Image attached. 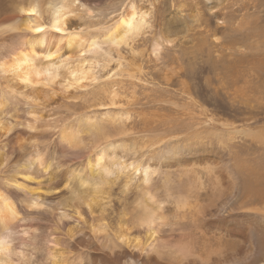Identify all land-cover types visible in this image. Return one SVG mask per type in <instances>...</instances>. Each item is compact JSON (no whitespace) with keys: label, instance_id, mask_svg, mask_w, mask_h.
Listing matches in <instances>:
<instances>
[{"label":"rangeland","instance_id":"obj_1","mask_svg":"<svg viewBox=\"0 0 264 264\" xmlns=\"http://www.w3.org/2000/svg\"><path fill=\"white\" fill-rule=\"evenodd\" d=\"M32 1L39 2L42 20L47 22L46 7L51 0H0V63L25 47L23 42L29 34L23 35L21 24L26 17L33 16H28L22 9ZM86 2L87 9L78 10L70 17L65 33L79 31L85 37L96 36L101 41L106 30L132 7L137 16L145 15L149 24H144L139 35L118 47L101 43V49L96 52L75 55V63L84 57V67L90 66L89 76L92 75L87 79L73 86L65 85L66 78H58V82L50 84L52 86L37 85L41 92L35 97L38 98L35 107L30 108L36 124L33 120L32 123L29 121L30 125L29 119L20 116L22 107L28 108L20 93L21 84L12 73L0 70V122L5 125L3 129L0 123V192L18 201L25 197L24 192L30 193L32 189L34 196L39 195L41 204L27 216V222L33 225L32 231L37 235L31 264L45 260L42 258L45 246L63 247L60 239L69 229L87 231L105 221L116 231L122 209L138 192L141 174L132 166L122 171L116 165L114 174L108 176L112 181L100 184L103 185L101 197L110 195L100 207L91 209L87 206L88 201L81 199L79 177L74 174L90 171L86 163L91 148V140L86 138L85 132L88 119L103 123L101 125L113 133L125 122L122 126L127 129V135L120 139L129 147L137 142L138 148L159 137L169 139L174 132L173 135L184 143L224 149L218 139L193 136V128L201 127L209 117L219 126L224 121L226 125L236 127H264V0ZM214 4L216 7L212 6ZM14 25L18 28L10 30ZM66 52L63 40L58 43L57 54L61 56L55 55L53 60H64ZM64 71L61 69L62 74ZM112 96H116V103L109 101ZM168 122L170 126H167ZM187 122L194 123L193 128L187 127ZM174 123L180 127L171 131ZM113 126L117 127L113 129ZM70 127L84 128L83 131L79 129L78 138L81 139L76 143H67L60 137L61 132ZM180 128H184L183 131ZM234 147L229 145L226 151L233 153ZM126 148L117 145L113 160L133 161V154ZM146 151L142 163L147 161L145 158H152L151 151ZM127 179L131 183L129 190L125 189ZM64 210L72 217L61 221L58 218ZM135 230L129 231L127 237H136Z\"/></svg>","mask_w":264,"mask_h":264},{"label":"bare ground","instance_id":"obj_2","mask_svg":"<svg viewBox=\"0 0 264 264\" xmlns=\"http://www.w3.org/2000/svg\"><path fill=\"white\" fill-rule=\"evenodd\" d=\"M87 7L86 0H51L46 7L47 22L42 20L38 1H32L27 8L22 9L28 16H33L26 17L21 24L23 35L29 34V38L24 40V48L13 53L11 59L0 63V70L12 73L16 82L21 84L20 93L28 108L20 106L24 108L20 116L29 119L28 123L36 118L30 108L35 107V100L38 99L35 97L41 92L37 85H54L58 78H66L65 85L73 86L87 79L90 66L88 70V67H84L86 62L82 61L84 57L81 55L79 63H75V55L96 52L101 43L118 47L139 35L144 24H149L145 15L137 16L136 9L132 7L103 33L101 41L96 36L85 37L79 31L65 33L70 17ZM17 28L14 25L10 30ZM63 40L67 51L65 59L53 60L55 55H60L57 54L58 43ZM61 69L65 70V74L61 73ZM116 96H112L109 101L116 103ZM212 120L209 117L201 127L196 128H193L194 121L187 122V127L194 129L191 132L197 138L205 136L218 139L225 150L194 146L187 141L184 143L177 135H173L174 132L169 139L163 136L155 141L146 140L148 144H141L140 148L137 142L131 143L130 147L125 142L124 146L120 137L127 135V129L122 126L125 122H118V130L113 133V130L108 131L105 125H101L103 123L88 119L85 132L86 138L91 140V148L86 163L90 171L74 174L79 177L81 199L86 203L88 201L87 206L91 209L100 207L101 202L110 196L106 193L101 197L103 185L100 184L112 181L108 176L114 174L113 167L116 165L122 171L132 166L135 172L141 174L138 192L116 219V231L111 230L105 221H100L98 225L95 223L96 226L90 230H79L81 233L69 229L65 237L60 239L63 247L55 244L54 247L45 246L42 256L45 260L42 263L38 260L34 264H264V127H236L226 125L224 121L219 126ZM35 121L33 123L36 124ZM1 124L4 129L5 125ZM166 124L170 126L169 122ZM176 125L171 124V131L180 127ZM72 127L65 128L60 135L67 143H76L81 139L78 138L79 129L83 131L84 128L75 130ZM113 139L116 142L119 140L124 149L129 147L133 161L113 160L116 146H120L118 142L113 143ZM229 145L237 147H234L233 153L226 151ZM148 149L152 158H145L147 161L142 163L144 150ZM111 159L113 161L109 163ZM127 180L125 189L129 190L131 183L130 179ZM24 193L25 197L17 201L0 192V264L32 263L37 235L32 231L33 225L27 222V216L41 204L39 195L34 196L32 189L30 193ZM66 212L64 210L57 218L62 221L65 217H72ZM132 225L137 229L134 232L137 236L130 239L127 234L133 229Z\"/></svg>","mask_w":264,"mask_h":264}]
</instances>
